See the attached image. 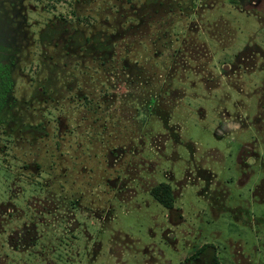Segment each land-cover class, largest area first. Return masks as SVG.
Returning a JSON list of instances; mask_svg holds the SVG:
<instances>
[{
  "label": "rangeland",
  "instance_id": "obj_1",
  "mask_svg": "<svg viewBox=\"0 0 264 264\" xmlns=\"http://www.w3.org/2000/svg\"><path fill=\"white\" fill-rule=\"evenodd\" d=\"M0 66V264H264V0H0Z\"/></svg>",
  "mask_w": 264,
  "mask_h": 264
},
{
  "label": "trees",
  "instance_id": "obj_2",
  "mask_svg": "<svg viewBox=\"0 0 264 264\" xmlns=\"http://www.w3.org/2000/svg\"><path fill=\"white\" fill-rule=\"evenodd\" d=\"M5 79V74H4V69L3 67L0 66V110L2 109V104H1V99L3 98V92L1 93V85H5L4 81ZM9 83L7 84V88H8ZM5 91V90H4ZM152 196L153 198L162 206L166 207V208H170V203H171V194H170V189L168 186L166 185H159L157 187H155L152 190Z\"/></svg>",
  "mask_w": 264,
  "mask_h": 264
}]
</instances>
